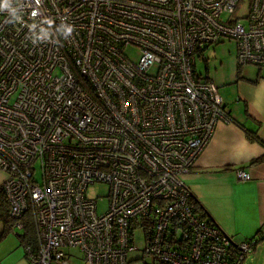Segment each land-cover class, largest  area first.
I'll return each mask as SVG.
<instances>
[{"label": "built area", "instance_id": "obj_1", "mask_svg": "<svg viewBox=\"0 0 264 264\" xmlns=\"http://www.w3.org/2000/svg\"><path fill=\"white\" fill-rule=\"evenodd\" d=\"M222 39L238 67H264V0L0 7V190L11 232L26 234L27 213L33 223L27 264L62 263L67 247L89 264H126L135 251L151 264H242L252 253L257 238L202 218L183 178L232 121L219 87L195 75L196 55ZM94 183L108 186L101 213Z\"/></svg>", "mask_w": 264, "mask_h": 264}, {"label": "crops", "instance_id": "obj_2", "mask_svg": "<svg viewBox=\"0 0 264 264\" xmlns=\"http://www.w3.org/2000/svg\"><path fill=\"white\" fill-rule=\"evenodd\" d=\"M221 99L232 121L217 124L194 167L183 178L200 208L223 231L237 239L257 238L256 252L264 243V146L249 141L244 128L256 130L264 141V67H238ZM256 159L259 161L252 162ZM237 169L249 172L250 179L238 180ZM5 177L0 171V183ZM2 231L0 222V235ZM18 241L10 236L0 238V264L4 255L18 248ZM62 252L65 261L52 264H89L75 247ZM23 258L19 254L8 264H26ZM143 258L142 251H135L126 264H145Z\"/></svg>", "mask_w": 264, "mask_h": 264}, {"label": "rangeland", "instance_id": "obj_3", "mask_svg": "<svg viewBox=\"0 0 264 264\" xmlns=\"http://www.w3.org/2000/svg\"><path fill=\"white\" fill-rule=\"evenodd\" d=\"M247 0H245L246 2ZM242 13L241 11H239ZM235 43L233 40L222 39L220 42L216 44H209L206 48L202 50V52L196 55L195 60V72L197 76L200 77H208L212 80L217 87L219 88L220 97L223 96V89L227 87L229 84V80L232 76H234V72L238 68L236 60V49ZM36 176V175H35ZM38 176V170H37ZM39 177V176H38ZM37 177V178H38ZM108 186L104 183H94L88 186L87 188V196L97 201L98 212H104L107 207V199L106 195L108 193ZM102 198L100 199V197ZM6 236L15 237L18 241L17 236L14 235L13 232H9ZM142 232L138 230L136 232V241L138 244L142 243ZM2 249V248H0ZM1 251V250H0ZM25 250L22 245L18 244V248L13 250L11 253L3 256V264H8L11 261L17 259L19 257L23 258L25 256ZM245 260L242 264H264V243L258 246V250L256 252L253 250L252 253H249L245 256ZM23 261L27 259L23 258ZM150 259L144 255L142 261L145 264H150ZM17 264V263H15ZM18 264H21L18 263Z\"/></svg>", "mask_w": 264, "mask_h": 264}, {"label": "trees", "instance_id": "obj_4", "mask_svg": "<svg viewBox=\"0 0 264 264\" xmlns=\"http://www.w3.org/2000/svg\"><path fill=\"white\" fill-rule=\"evenodd\" d=\"M244 132H245V136L248 138L249 141L251 142H256L258 144H260V146H264V141H262L256 130L251 131V130H246L244 128ZM259 161V159L253 160L252 162H257ZM7 201L5 196L2 194V191L0 190V222L3 225V231L0 235V238H3L6 236V234H8L9 232H11V227H12V223L13 220L12 218H10L9 215V206H7ZM195 205V210L201 215L202 218H207L208 220L213 221L210 217H208V215L202 210V208H200L197 200L194 198V203ZM25 217V229H26V234L24 236H21L18 238V242H20V245L23 246V248H25L26 246H31L32 248L36 247V242L35 240V236H34V227H33V223L31 221L30 215L29 213L26 214ZM151 264V263H150ZM155 264V263H153Z\"/></svg>", "mask_w": 264, "mask_h": 264}, {"label": "clouds", "instance_id": "obj_5", "mask_svg": "<svg viewBox=\"0 0 264 264\" xmlns=\"http://www.w3.org/2000/svg\"><path fill=\"white\" fill-rule=\"evenodd\" d=\"M0 7L8 8L9 7V0H4L3 4L0 5ZM12 13H13V16H15V10L14 9L12 10ZM69 31H71V30L69 29Z\"/></svg>", "mask_w": 264, "mask_h": 264}]
</instances>
